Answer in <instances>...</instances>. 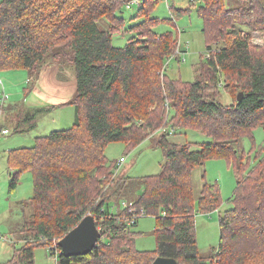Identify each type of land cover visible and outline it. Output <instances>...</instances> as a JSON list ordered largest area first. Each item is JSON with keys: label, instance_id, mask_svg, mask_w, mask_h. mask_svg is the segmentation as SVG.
<instances>
[{"label": "trees", "instance_id": "obj_1", "mask_svg": "<svg viewBox=\"0 0 264 264\" xmlns=\"http://www.w3.org/2000/svg\"><path fill=\"white\" fill-rule=\"evenodd\" d=\"M129 1L0 2V72L26 69L39 75L45 66L71 64L77 80L68 103L77 108L74 125L7 152L9 191L24 173L34 182L27 202L32 214L9 264H36L40 246L49 248L58 264H153L159 256L179 264H264V154L250 167L240 148L243 137L264 128V43H254L257 32L264 35V0H191L188 8L172 6L170 18L153 15L164 0H144L126 30ZM192 7L203 20L206 55L193 65L194 81H186L167 72L171 60L181 61L186 52L180 32L157 27H176L177 16ZM126 32L135 34L125 46H115L114 36ZM28 124L22 118L16 129L26 133ZM188 128L212 141L193 149L192 143L170 140ZM152 138L165 151L161 173L140 179L142 192L129 199L132 206L119 200L122 207L111 208V187L123 184L119 195L131 197L139 184L133 177H116L119 162L109 161L107 146L122 142L132 150ZM211 158L231 164L237 187L234 206L220 215L219 247L202 257L196 214L219 209L221 189L205 183L196 209L191 173ZM87 215L95 218L102 238L88 254L64 256L60 239ZM142 215L156 217L155 251L136 248L140 233L133 226Z\"/></svg>", "mask_w": 264, "mask_h": 264}, {"label": "rangeland", "instance_id": "obj_2", "mask_svg": "<svg viewBox=\"0 0 264 264\" xmlns=\"http://www.w3.org/2000/svg\"><path fill=\"white\" fill-rule=\"evenodd\" d=\"M3 0H0L2 2ZM188 8L191 0H164L155 9L153 15L160 18H170L172 16L171 7ZM139 4L133 5L131 9L125 8V29L127 30L134 21L131 20L135 15ZM176 19V18H175ZM102 28L108 27L106 20L99 22ZM159 32L173 31L175 34L180 32V41L186 51L181 54V61L172 59L167 72L174 78H182L186 81H194L195 72L193 65L199 62L202 55H206V41L203 33V20L199 16L195 7L191 11L177 16L176 27L170 25H160L157 27ZM135 34L126 32L114 36V45L123 47L128 39ZM254 43L257 45L264 43V35L257 32ZM188 49L186 50V48ZM59 64H53V68ZM62 67V66H61ZM58 79L61 81H71L75 77V68L67 64L61 70L58 68ZM73 78V79H72ZM40 89L38 75H31L26 69H17L0 72V128L7 126L10 134L0 137V264H9L15 249L22 246L19 241L20 231L24 227L26 219L30 218L32 208L27 204L34 192L33 177L30 172L24 173L19 186L14 192L9 191L10 167L7 160L9 149L18 147L33 146L35 138L50 134L52 131L67 129L74 125L77 119V108L74 105L62 107H43L45 102L43 96L34 88ZM229 97V96H228ZM53 102L52 99H47ZM225 97L224 101L227 102ZM41 108L42 111H37ZM27 119L29 124L26 133H21L16 128L22 121ZM26 125H22V127ZM30 128H32L30 130ZM174 143L183 145L192 143L193 149H199L200 143L211 142L212 138L207 134L195 129H181L179 133L170 137ZM241 150L248 154L249 165L252 167L258 155L264 154V128L259 127L255 130L253 137L245 136L240 142ZM106 156L109 161L124 162L118 166L116 177L124 180L133 177L139 184L135 194L131 197L119 195L123 191L120 189L123 184L111 187L107 194V202L111 208L119 200L134 199L142 192L141 178L146 176L159 175L165 162V151L156 148L154 139H149L132 150L122 142L110 143L106 148ZM194 186V196L196 209L199 208V199L205 183L218 184L221 189L222 204L219 209L208 213L197 212L195 218L196 238L199 253L202 257H207L219 247L221 238L220 215L226 210L231 209L234 204L231 201L236 187L237 180L231 164L226 159H208L204 164L196 166L191 173ZM156 228V217L140 216L133 230L140 233L136 239V248L140 251H155L158 248L157 238L154 234ZM104 239H107L106 237ZM36 264H58L56 255L50 254V249L44 246L35 249Z\"/></svg>", "mask_w": 264, "mask_h": 264}, {"label": "water", "instance_id": "obj_3", "mask_svg": "<svg viewBox=\"0 0 264 264\" xmlns=\"http://www.w3.org/2000/svg\"><path fill=\"white\" fill-rule=\"evenodd\" d=\"M243 92L238 95V101L242 100ZM102 232L92 215H87L72 230L59 241L62 254L66 257L85 255L91 252L102 238ZM153 264H179L175 258L159 256Z\"/></svg>", "mask_w": 264, "mask_h": 264}, {"label": "crops", "instance_id": "obj_4", "mask_svg": "<svg viewBox=\"0 0 264 264\" xmlns=\"http://www.w3.org/2000/svg\"><path fill=\"white\" fill-rule=\"evenodd\" d=\"M58 68L61 70L63 67L59 65ZM58 68H53L52 65L45 66L43 69H41L40 74L38 75V83L40 89H38L37 87H35L34 89L39 91V93L45 100V102H42L41 104L47 103L46 105H42L43 107L49 106L52 108H63L64 106H68V103H70L76 93V78H72L73 80L71 81H61L57 77V73H59V70H57ZM47 99H52L53 102H50ZM125 202L129 203V201L126 200Z\"/></svg>", "mask_w": 264, "mask_h": 264}, {"label": "built area", "instance_id": "obj_5", "mask_svg": "<svg viewBox=\"0 0 264 264\" xmlns=\"http://www.w3.org/2000/svg\"><path fill=\"white\" fill-rule=\"evenodd\" d=\"M142 2H144V0H130L127 4H126V8L127 9H131L132 7H133V5H135V4H141ZM174 131V129L172 128L171 129V132H173ZM8 134H10V130L8 129V127H1L0 128V137L1 136H4V135H8ZM124 162V158H122L120 161H119V165H121L122 163ZM118 165V166H119ZM129 204H131V205H129ZM125 207H127V206H132V203H128V202H124V204H123ZM142 214H144V213H142Z\"/></svg>", "mask_w": 264, "mask_h": 264}]
</instances>
